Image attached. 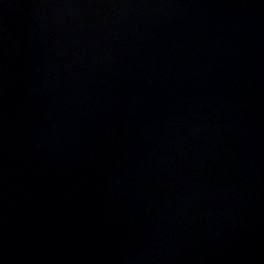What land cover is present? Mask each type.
<instances>
[{"label":"water","instance_id":"obj_1","mask_svg":"<svg viewBox=\"0 0 264 264\" xmlns=\"http://www.w3.org/2000/svg\"><path fill=\"white\" fill-rule=\"evenodd\" d=\"M0 264H264V0H0Z\"/></svg>","mask_w":264,"mask_h":264}]
</instances>
